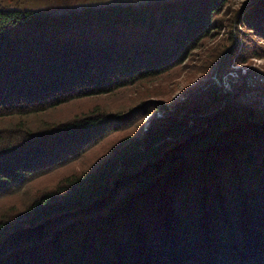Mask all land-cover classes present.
Returning a JSON list of instances; mask_svg holds the SVG:
<instances>
[{"label": "trees", "instance_id": "1", "mask_svg": "<svg viewBox=\"0 0 264 264\" xmlns=\"http://www.w3.org/2000/svg\"><path fill=\"white\" fill-rule=\"evenodd\" d=\"M236 1L0 6V264H264V0Z\"/></svg>", "mask_w": 264, "mask_h": 264}, {"label": "rangeland", "instance_id": "2", "mask_svg": "<svg viewBox=\"0 0 264 264\" xmlns=\"http://www.w3.org/2000/svg\"><path fill=\"white\" fill-rule=\"evenodd\" d=\"M115 3V2H122V1H128V0H107V2ZM247 0H237L236 8L243 5ZM61 0H0V6L7 8V9H29V10H37L42 8L51 7L52 5L61 4ZM215 42L211 41L209 42V46L214 45ZM202 51H198V55H200ZM200 59V56L198 57ZM197 58V59H198ZM198 64V66H197ZM202 63H196V67H188L180 74H177L176 76H173L170 78L169 82L173 83L174 85V91L172 94L167 97L165 100H167L168 105L175 104L177 101L181 99L182 92L188 87H193L197 85L204 77L203 73L200 72L203 71ZM204 65V64H203ZM252 68H258L261 71H264V58L263 59H255L253 61V64L250 65ZM248 67L247 69H249ZM230 76L236 77L235 73H230ZM226 85L229 86L230 84V78H225ZM172 85V86H173ZM231 89V88H230ZM154 115H151L146 120V127L148 126V122L151 118H153ZM157 117H160V115H157Z\"/></svg>", "mask_w": 264, "mask_h": 264}]
</instances>
